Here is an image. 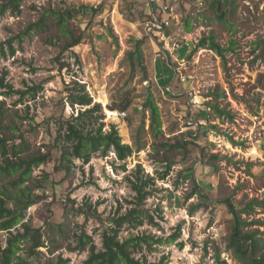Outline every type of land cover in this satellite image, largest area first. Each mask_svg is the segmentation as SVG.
Here are the masks:
<instances>
[{
    "label": "rangeland",
    "instance_id": "1",
    "mask_svg": "<svg viewBox=\"0 0 264 264\" xmlns=\"http://www.w3.org/2000/svg\"><path fill=\"white\" fill-rule=\"evenodd\" d=\"M213 1L222 2L221 21ZM4 3L0 0V7ZM99 5L104 12L96 17L83 8ZM57 10H74L66 26L74 37L82 34L81 42L61 56L70 64L68 71H59L55 61L67 39L59 36L53 19L28 31ZM151 10L164 26L153 36L144 32ZM208 36L226 50L222 57L198 46ZM139 40L144 42L142 67L127 59ZM160 52L165 57L158 58ZM74 77L102 104L106 123L115 125L123 143L134 149L125 164L109 154L68 176L54 170L59 153L52 150L55 124L50 117L71 113L63 89L64 81ZM0 79L14 90L41 88L35 99L4 97L6 90L0 89V116L14 130L3 133L22 136L29 145L27 155L51 151L49 163L27 183L32 189L42 185L34 190L39 198L26 220L46 241L39 249L42 255L29 264H49L60 254L70 264H81L87 254L69 252L79 231L97 245L100 240L99 224L77 215L78 207L100 203L98 213L109 215L118 202L133 196L127 179L137 165L155 178L170 166L148 200L162 211L160 228L141 230L166 237L180 226L178 243H183L182 248L159 247L148 254L149 261L165 256L168 264H217L215 255L220 254L225 264H241L228 250L233 222L225 199L237 210L251 200L262 202L243 218L245 230L256 233L264 251V0H24L19 13L0 15ZM148 93L160 111L162 135L157 137L143 108ZM123 97L131 101L127 111L106 110ZM212 105L230 117L218 116ZM60 224L65 225L61 230ZM5 238L0 232L2 245Z\"/></svg>",
    "mask_w": 264,
    "mask_h": 264
},
{
    "label": "trees",
    "instance_id": "2",
    "mask_svg": "<svg viewBox=\"0 0 264 264\" xmlns=\"http://www.w3.org/2000/svg\"><path fill=\"white\" fill-rule=\"evenodd\" d=\"M24 0H5L0 7V15L5 12L17 14L20 11L21 3ZM212 8L218 20L225 16L222 10L221 1H213ZM91 17H96L104 12V6L83 7ZM74 10L47 12L43 19L36 24L28 27V31L33 28L43 26V21L48 18L53 19L55 26L60 34L67 39L62 48L61 54L55 58L59 71L70 68V64L62 61L61 56L82 40V34L74 37L70 30L67 29V22L72 19ZM49 16V17H47ZM228 27H230L228 25ZM25 35V33L23 34ZM9 43V51L14 55L15 50ZM142 40L137 41L134 51L127 55V59L132 64L136 62L139 67L143 64V53L141 51ZM233 43L228 47L231 49ZM198 46L201 49L213 51L222 57L226 50L217 44L213 36L202 38ZM74 65L78 68L81 61L78 56L72 53ZM0 89L6 90L1 96L10 97L15 94L23 99L30 95L35 99L36 94L41 90L40 87H30L25 91L14 90L12 86L4 83L0 79ZM63 98L65 103L71 109V113L66 118L53 117L55 124V136L53 139L52 150L59 153L54 170L63 173L65 176L71 175L76 168H82L89 165L95 157L105 158L113 154L119 162H126L134 149L124 144L118 133V129L112 123H106V115L101 103L94 102V99L88 93L86 85L81 83L75 77L70 81H64ZM106 106V110L111 112H125L131 107V101L125 97L121 101ZM145 111L150 115V127L154 137L162 135L159 107L153 99L151 93H148L143 103ZM213 111L220 115L229 116L225 111L211 106ZM3 116V114L1 115ZM0 116V232L6 235L4 244L0 242V264H29L31 261L42 255L39 251L46 247V241L40 229H33L26 220V213L29 208L35 205L39 196L34 190L41 189L42 185L38 184L34 189L28 186L29 180L33 173L40 166L49 163L51 151L45 154L27 155L29 145L22 136L8 137L3 133L4 130L13 131L9 125L3 123ZM230 117V116H229ZM167 149L173 148L166 145ZM26 154V155H24ZM24 155V156H23ZM80 162V166L76 165ZM167 171L157 178L146 174L140 165L129 174V188L133 194L129 199H125L106 217L98 213L97 207L87 205L82 202L77 209V215L86 219H93L99 224L98 236L100 245H97L91 235L84 230H80L75 237V245L69 249V252H85V260L81 264H168L165 256H161L158 261H149L148 254L156 253L158 248L166 245H177L182 248L183 243H178L180 235V226L176 231L168 236H158L148 232L144 227L160 228L159 221L163 219L162 211L159 207H151L148 200L157 190L156 181L165 180L169 173L170 166L166 167ZM126 171V167L123 166ZM191 177L192 173H188ZM196 194V193H195ZM222 203L227 207L228 213L232 218V234L228 243V250H232L234 257L241 264H264V251L262 242L256 233L247 231L245 228L248 222L243 215L250 216L254 207H258L262 202L256 200L249 201L242 210H237L229 199ZM63 229L64 224L57 225ZM125 233V234H124ZM124 234V236H123ZM25 247V255L19 254ZM215 263L225 264L221 261L220 254L215 255ZM49 264H70L68 259L62 255H57Z\"/></svg>",
    "mask_w": 264,
    "mask_h": 264
},
{
    "label": "built area",
    "instance_id": "3",
    "mask_svg": "<svg viewBox=\"0 0 264 264\" xmlns=\"http://www.w3.org/2000/svg\"><path fill=\"white\" fill-rule=\"evenodd\" d=\"M150 3H153V0H149ZM153 9V8H152ZM165 9V8H164ZM167 10V8L165 9ZM150 19L145 23L144 25V32L149 35V36H153V35H157L160 34L162 28L164 27L163 24H161L154 15V11L151 10V15H150ZM158 58H163L165 57V55L163 53H158L157 54ZM122 116H125V114H122Z\"/></svg>",
    "mask_w": 264,
    "mask_h": 264
},
{
    "label": "bare ground",
    "instance_id": "4",
    "mask_svg": "<svg viewBox=\"0 0 264 264\" xmlns=\"http://www.w3.org/2000/svg\"><path fill=\"white\" fill-rule=\"evenodd\" d=\"M115 113V112H114Z\"/></svg>",
    "mask_w": 264,
    "mask_h": 264
}]
</instances>
